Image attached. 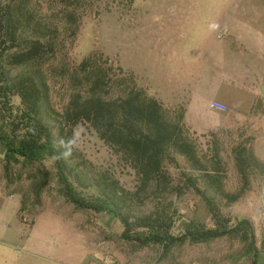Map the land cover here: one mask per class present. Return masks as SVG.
I'll return each instance as SVG.
<instances>
[{
    "label": "rangeland",
    "instance_id": "1",
    "mask_svg": "<svg viewBox=\"0 0 264 264\" xmlns=\"http://www.w3.org/2000/svg\"><path fill=\"white\" fill-rule=\"evenodd\" d=\"M33 7L46 24L58 27L61 46L55 58L38 71L24 67L5 70L11 80L33 76V72L44 80L47 88L40 119L50 132V145L61 168L58 170L56 161L46 156L32 163L8 161L0 144L2 243L15 244L23 255L45 248L63 252L62 260L69 257L75 264L91 260L99 264L97 249L115 264H231L247 247L233 237L203 244L185 242L167 251L159 245L138 247L121 238L118 217L71 204L62 174L78 200L99 203L107 198L117 214L131 223L156 214L168 216L173 221L172 234L184 221L214 228L203 197L209 198L229 220L228 228L241 219L248 220L255 248L264 246V168L251 165L243 178L234 154L245 148L264 164V98L256 99L245 115L251 99L249 88H256V80L226 78L220 73L216 68L219 43L215 40V32L229 21L264 27V0H80L74 35L73 26L62 24L56 0H34ZM86 59H92L104 72L108 98L122 96L132 87L142 90L160 103L169 121H176L184 114L186 103H191L190 124L211 131L197 135L183 123L204 168L172 153V161L164 164L162 185L143 186L121 154L101 141L89 125H65L63 114L69 98L82 90L75 88L70 76ZM238 59L242 64L253 62L254 70L260 64L254 61L251 50ZM210 73L214 75L213 88L221 87L219 91L224 92L217 97L226 100L236 114L232 117L228 112L225 126L216 130L215 116L209 111L213 99L210 82L205 81ZM12 104L19 106L17 100ZM9 119L0 103V130L9 132ZM205 174L220 178V191ZM220 192L240 194V198L227 203Z\"/></svg>",
    "mask_w": 264,
    "mask_h": 264
},
{
    "label": "trees",
    "instance_id": "2",
    "mask_svg": "<svg viewBox=\"0 0 264 264\" xmlns=\"http://www.w3.org/2000/svg\"><path fill=\"white\" fill-rule=\"evenodd\" d=\"M58 15L63 25L73 26L75 34L80 0H56ZM34 0H0V103L9 116V132L0 130V144L8 161L22 159L32 163L43 157L59 160L51 148V135L40 119V109L47 86L42 78L22 76L11 80L5 68L24 67L34 71L53 60L61 46L59 29L45 23L33 7ZM76 74L70 76L75 88L63 114V122L68 126L85 123L91 127L98 138L121 154L125 161L140 177L143 186L165 181L163 168L165 162L172 161V153L179 154L187 161L200 164L194 146L183 130V114L176 121L165 119L160 103L146 96L142 90L131 89L122 96L109 97V88L104 80L105 74L92 59H86L78 66ZM81 76V78L79 77ZM84 92L82 93V91ZM13 100L19 106L14 107ZM237 170L243 178L251 165H262L245 148L234 152ZM247 154V156L245 155ZM257 167V166H256ZM61 172V171H60ZM208 182L220 191V178L205 174ZM68 201L78 209H89L118 217L122 225L121 238L137 243L138 247L159 245L165 251L177 244H203L223 237L239 239L247 244L256 264V248L252 227L248 220L241 219L232 228L229 220L221 216L209 198L204 201L209 207L214 228L204 229L192 221H184L176 234H172L173 221L162 214L145 217L130 222L119 216L109 199L99 203L78 200L67 182L60 174ZM194 187V182L188 180ZM227 203H234L240 194L228 195L220 192Z\"/></svg>",
    "mask_w": 264,
    "mask_h": 264
},
{
    "label": "crops",
    "instance_id": "3",
    "mask_svg": "<svg viewBox=\"0 0 264 264\" xmlns=\"http://www.w3.org/2000/svg\"><path fill=\"white\" fill-rule=\"evenodd\" d=\"M215 40H217V43H219L216 50V53L218 54L217 59H219L216 68L219 69L220 73L224 74L226 78L247 79L251 77V79L256 80V88H249L251 99L246 104V115L252 109L256 99L264 98V27L261 25H257L255 27H250L249 25L239 26L238 24H234V22L229 21L224 23L220 29L215 32ZM248 50L253 51L256 58L254 61H260L259 67L255 68V70L253 69V62L250 63L245 61L244 64H242L243 62L241 63L238 59V56L241 53H245ZM213 80V73H210L208 76L206 75L205 81L210 82L209 93L213 97L211 102L221 104L227 108L226 112L212 110L209 108V111L215 116L214 130H216V128L225 126L224 122L228 120V112L231 113L232 117H234L236 114L231 110L230 105L228 102H226V100H221L217 97L219 94H223L224 92L221 93L219 91V88L221 87L215 86L213 88ZM207 86L208 85H206V88ZM190 106L191 103H186L184 106L183 123L185 128L197 135L211 132L208 130H201L199 127H195L190 124ZM232 117L231 119H233ZM96 251L99 252L96 262L99 264H105V262L108 260L106 253H101L100 249H97ZM22 252L23 251H21L20 247H15V244L10 245L8 243H2L0 240V264H75L70 262L69 257H67L66 260H62L65 259L62 258L61 255L63 252L53 253L46 248L37 252H24L25 255H23ZM101 256L106 258L102 261H99L98 258ZM255 260L256 264H264V246L256 249ZM88 264L96 263L94 260H91L88 262ZM136 264L152 263L139 261ZM172 264L179 263L174 262ZM231 264H253L252 254L249 253L246 248H244L233 257Z\"/></svg>",
    "mask_w": 264,
    "mask_h": 264
},
{
    "label": "built area",
    "instance_id": "4",
    "mask_svg": "<svg viewBox=\"0 0 264 264\" xmlns=\"http://www.w3.org/2000/svg\"><path fill=\"white\" fill-rule=\"evenodd\" d=\"M210 109L221 111V112L227 111V108L225 106L218 104V103H215V102H211ZM106 264H115V263L113 260H107Z\"/></svg>",
    "mask_w": 264,
    "mask_h": 264
}]
</instances>
